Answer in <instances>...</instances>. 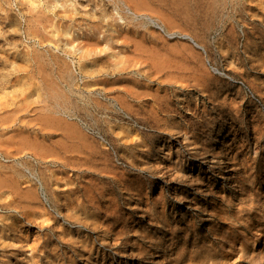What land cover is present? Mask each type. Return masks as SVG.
Returning a JSON list of instances; mask_svg holds the SVG:
<instances>
[{
  "label": "rangeland",
  "instance_id": "rangeland-1",
  "mask_svg": "<svg viewBox=\"0 0 264 264\" xmlns=\"http://www.w3.org/2000/svg\"><path fill=\"white\" fill-rule=\"evenodd\" d=\"M0 264H264V0H0Z\"/></svg>",
  "mask_w": 264,
  "mask_h": 264
},
{
  "label": "bare ground",
  "instance_id": "bare-ground-1",
  "mask_svg": "<svg viewBox=\"0 0 264 264\" xmlns=\"http://www.w3.org/2000/svg\"><path fill=\"white\" fill-rule=\"evenodd\" d=\"M127 13L132 14V12L127 8ZM150 20V19H149ZM120 69V68H119ZM122 70V69H121ZM157 113V112H156ZM138 117V116H137ZM156 119V118H155Z\"/></svg>",
  "mask_w": 264,
  "mask_h": 264
}]
</instances>
